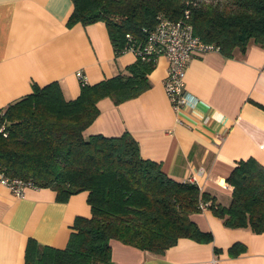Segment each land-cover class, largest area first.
<instances>
[{"label":"crops","instance_id":"crops-1","mask_svg":"<svg viewBox=\"0 0 264 264\" xmlns=\"http://www.w3.org/2000/svg\"><path fill=\"white\" fill-rule=\"evenodd\" d=\"M72 10V0H0V110L31 93L32 84L57 81L71 99L80 91L77 70L92 84L134 62L132 52L115 55L103 21L68 26ZM168 66L159 55L140 94L118 104L100 99L84 136L128 131L143 158L177 181L194 178L227 206L226 178L236 163L251 157L264 164V47L250 42L244 53L212 50L190 58L184 89L197 98L194 108L172 106L163 86ZM90 215L86 192L61 202L49 187L24 186L16 196L0 182V264H26L29 238L65 247L75 218ZM190 217L211 232L210 242L180 237L158 255L114 241L110 264H264V232L226 227L209 208ZM234 244L244 251L230 254Z\"/></svg>","mask_w":264,"mask_h":264},{"label":"trees","instance_id":"trees-1","mask_svg":"<svg viewBox=\"0 0 264 264\" xmlns=\"http://www.w3.org/2000/svg\"><path fill=\"white\" fill-rule=\"evenodd\" d=\"M191 2V3H190ZM66 24L103 21L120 55L130 45L141 48L162 15L178 19L189 7L194 34L215 44L226 56L244 53L250 42L264 47V0H72ZM156 58L136 55L125 71L98 82L80 84L66 99L57 81L32 84V92L0 110V173L27 186L49 187L56 200L86 192L89 217L78 216L63 248L27 240L26 264H110L112 243L119 241L152 254H163L178 238L210 242L190 214L205 202L229 228L264 232V164L239 160L226 180L232 186L227 206L197 184L177 181L158 162L143 158L136 139L84 130L99 114L98 101L115 104L149 87ZM209 201V202H208ZM245 246L234 244L232 255ZM215 251L218 248L214 247Z\"/></svg>","mask_w":264,"mask_h":264},{"label":"built area","instance_id":"built-area-1","mask_svg":"<svg viewBox=\"0 0 264 264\" xmlns=\"http://www.w3.org/2000/svg\"><path fill=\"white\" fill-rule=\"evenodd\" d=\"M185 1L189 3L190 0ZM189 18V7L184 9L183 15L178 19L160 15L141 48L130 45L124 50V52H132L135 56L147 54L157 59L159 55H164L167 58L169 66L163 79V86L175 109L185 106L194 108L198 103L197 98L184 89L186 66L190 58L212 50L219 51L215 44L205 42L194 34ZM76 76L80 84L87 83V78L81 69L76 71ZM3 129L4 124L0 123V132H3ZM189 181L194 183L195 179L190 178ZM0 182L6 184L16 196H20L23 187L27 186L20 178H8L1 173ZM199 207L203 210L207 204L200 201Z\"/></svg>","mask_w":264,"mask_h":264},{"label":"rangeland","instance_id":"rangeland-1","mask_svg":"<svg viewBox=\"0 0 264 264\" xmlns=\"http://www.w3.org/2000/svg\"><path fill=\"white\" fill-rule=\"evenodd\" d=\"M207 208V207H206Z\"/></svg>","mask_w":264,"mask_h":264}]
</instances>
